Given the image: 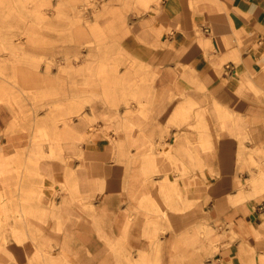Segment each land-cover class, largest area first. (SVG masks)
I'll list each match as a JSON object with an SVG mask.
<instances>
[{
    "label": "crops",
    "instance_id": "obj_1",
    "mask_svg": "<svg viewBox=\"0 0 264 264\" xmlns=\"http://www.w3.org/2000/svg\"><path fill=\"white\" fill-rule=\"evenodd\" d=\"M151 8L119 99L65 119L0 53V264H264V0Z\"/></svg>",
    "mask_w": 264,
    "mask_h": 264
},
{
    "label": "rangeland",
    "instance_id": "obj_2",
    "mask_svg": "<svg viewBox=\"0 0 264 264\" xmlns=\"http://www.w3.org/2000/svg\"><path fill=\"white\" fill-rule=\"evenodd\" d=\"M159 1L144 5L135 0H0V53H7L11 43L22 46V53L14 56L16 67L31 69L26 70L29 89L22 88L23 72L15 77V92L30 102L28 117L38 120L41 113L63 107L65 119L92 102L102 106L104 97L119 99L121 71L134 68L121 38ZM25 47L31 49L30 56ZM57 96L64 98L60 106L53 103Z\"/></svg>",
    "mask_w": 264,
    "mask_h": 264
},
{
    "label": "bare ground",
    "instance_id": "obj_3",
    "mask_svg": "<svg viewBox=\"0 0 264 264\" xmlns=\"http://www.w3.org/2000/svg\"><path fill=\"white\" fill-rule=\"evenodd\" d=\"M84 10H85V12H88V6L85 7V5H84ZM43 14H44V13H41V14H38V15H39V16H42ZM10 47H11V49H14L15 54H16L17 52H19V51L22 52V49H21V48H23L22 46H19V45H17V44H14V45H13V43L10 44Z\"/></svg>",
    "mask_w": 264,
    "mask_h": 264
},
{
    "label": "built area",
    "instance_id": "obj_4",
    "mask_svg": "<svg viewBox=\"0 0 264 264\" xmlns=\"http://www.w3.org/2000/svg\"><path fill=\"white\" fill-rule=\"evenodd\" d=\"M261 208H263V207L261 206Z\"/></svg>",
    "mask_w": 264,
    "mask_h": 264
}]
</instances>
